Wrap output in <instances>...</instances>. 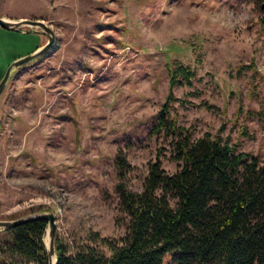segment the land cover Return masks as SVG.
Segmentation results:
<instances>
[{
	"label": "rangeland",
	"instance_id": "1",
	"mask_svg": "<svg viewBox=\"0 0 264 264\" xmlns=\"http://www.w3.org/2000/svg\"><path fill=\"white\" fill-rule=\"evenodd\" d=\"M0 14L56 33L0 98V220L53 212L68 249L93 232L123 236L116 156L138 192L150 161L170 174L182 166L180 134L155 128L179 65L192 77L172 88L170 119L264 164V9L253 0H0ZM45 38L0 27L3 76Z\"/></svg>",
	"mask_w": 264,
	"mask_h": 264
},
{
	"label": "trees",
	"instance_id": "2",
	"mask_svg": "<svg viewBox=\"0 0 264 264\" xmlns=\"http://www.w3.org/2000/svg\"><path fill=\"white\" fill-rule=\"evenodd\" d=\"M253 1L264 9V0ZM170 75L171 91L155 116V128L180 134L182 166L170 174L159 157L150 161L138 192L124 182L129 165L118 154L115 190L125 234L93 232L72 249L56 234L57 264H163L167 254L172 264H264V164L220 135L206 132L192 139L175 117L170 119L172 88L191 79L192 71L179 65ZM47 226L36 219L3 230L5 259L49 264L43 240ZM0 264H6L1 255Z\"/></svg>",
	"mask_w": 264,
	"mask_h": 264
},
{
	"label": "water",
	"instance_id": "3",
	"mask_svg": "<svg viewBox=\"0 0 264 264\" xmlns=\"http://www.w3.org/2000/svg\"><path fill=\"white\" fill-rule=\"evenodd\" d=\"M0 27L10 31H21L23 27H29L34 31H37L43 34L47 41L35 50L32 54L27 57L21 58L12 65L8 67L4 76L0 81V98L1 95L9 81L12 71L33 59H37L45 55L49 52L56 43V33L55 30L45 21L43 20H33V19H19V20H12L6 17L1 16L0 14ZM36 219H44L48 222L47 230L44 235V243L47 250L49 264H57L58 260L56 257V249H55V236H56V217L53 212H41L37 214H30L24 217H19L16 219L10 220H0V230H8L14 228L17 225L26 223L28 221L36 220ZM48 238V244L46 240Z\"/></svg>",
	"mask_w": 264,
	"mask_h": 264
},
{
	"label": "built area",
	"instance_id": "4",
	"mask_svg": "<svg viewBox=\"0 0 264 264\" xmlns=\"http://www.w3.org/2000/svg\"><path fill=\"white\" fill-rule=\"evenodd\" d=\"M6 247L7 246L5 245V243L0 242V255H1L2 259L6 262V264H10V261H7L5 259L6 257L3 255ZM28 264H37V263H35V262H29Z\"/></svg>",
	"mask_w": 264,
	"mask_h": 264
},
{
	"label": "crops",
	"instance_id": "5",
	"mask_svg": "<svg viewBox=\"0 0 264 264\" xmlns=\"http://www.w3.org/2000/svg\"><path fill=\"white\" fill-rule=\"evenodd\" d=\"M43 41H44V43H45V42L47 41V38H45ZM44 43H43V44H44ZM43 44H42V45H43ZM42 45H41V46H42ZM41 46H40V47H41ZM3 73H4V68H3L2 66H0V81H1V78H2V76H3Z\"/></svg>",
	"mask_w": 264,
	"mask_h": 264
},
{
	"label": "bare ground",
	"instance_id": "6",
	"mask_svg": "<svg viewBox=\"0 0 264 264\" xmlns=\"http://www.w3.org/2000/svg\"><path fill=\"white\" fill-rule=\"evenodd\" d=\"M46 243L48 244V238H47V240H46Z\"/></svg>",
	"mask_w": 264,
	"mask_h": 264
}]
</instances>
